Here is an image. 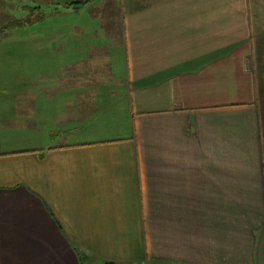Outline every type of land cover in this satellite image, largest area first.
I'll return each instance as SVG.
<instances>
[{"label":"crops","instance_id":"0c3cea01","mask_svg":"<svg viewBox=\"0 0 264 264\" xmlns=\"http://www.w3.org/2000/svg\"><path fill=\"white\" fill-rule=\"evenodd\" d=\"M7 5L0 264H264V0Z\"/></svg>","mask_w":264,"mask_h":264},{"label":"rangeland","instance_id":"374dc122","mask_svg":"<svg viewBox=\"0 0 264 264\" xmlns=\"http://www.w3.org/2000/svg\"><path fill=\"white\" fill-rule=\"evenodd\" d=\"M13 8V16L14 18L10 17L9 14H11V10L8 11L9 9ZM47 10V9H45ZM23 12V5H7V7H0V16L2 15H7V17H1L0 18V50L1 49H10L11 47L15 48V53H19L18 57L12 58V59H6V58H1L0 57V72L2 70H5V67H20L21 64V57L18 47H20V43L16 42H11L8 41V36H15V35H22V33H28L30 35H36L38 32V29H42L45 31L47 35L52 33V29L54 28L53 26H48L53 23L56 17H50L44 20V26H41V22L38 23L39 26L37 25H31V26H23L22 25V20H21V15ZM25 13V11H24ZM17 15V17H16ZM36 15V13H35ZM31 20L32 16L30 17ZM25 22V20H24ZM49 27V28H48ZM5 40L4 42H1ZM6 60V61H5ZM10 61L12 62V65H10ZM1 62H4L1 63Z\"/></svg>","mask_w":264,"mask_h":264},{"label":"built area","instance_id":"2783aa9c","mask_svg":"<svg viewBox=\"0 0 264 264\" xmlns=\"http://www.w3.org/2000/svg\"><path fill=\"white\" fill-rule=\"evenodd\" d=\"M179 264H188V263H179Z\"/></svg>","mask_w":264,"mask_h":264}]
</instances>
